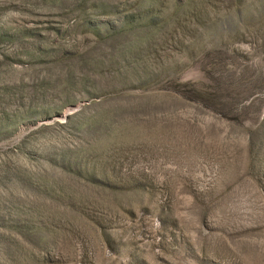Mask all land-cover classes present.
I'll use <instances>...</instances> for the list:
<instances>
[{
    "label": "rangeland",
    "instance_id": "374dc122",
    "mask_svg": "<svg viewBox=\"0 0 264 264\" xmlns=\"http://www.w3.org/2000/svg\"><path fill=\"white\" fill-rule=\"evenodd\" d=\"M0 264H264V0H0Z\"/></svg>",
    "mask_w": 264,
    "mask_h": 264
}]
</instances>
